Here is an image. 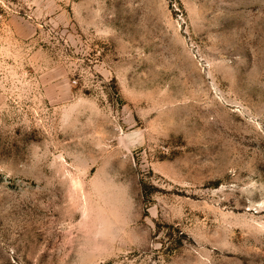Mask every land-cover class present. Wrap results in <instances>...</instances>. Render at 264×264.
Returning <instances> with one entry per match:
<instances>
[{
    "label": "rangeland",
    "instance_id": "374dc122",
    "mask_svg": "<svg viewBox=\"0 0 264 264\" xmlns=\"http://www.w3.org/2000/svg\"><path fill=\"white\" fill-rule=\"evenodd\" d=\"M0 264H264V0H0Z\"/></svg>",
    "mask_w": 264,
    "mask_h": 264
}]
</instances>
